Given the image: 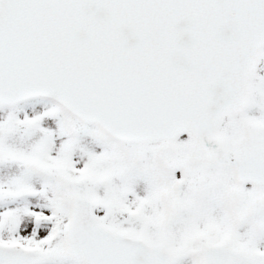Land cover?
I'll return each mask as SVG.
<instances>
[{"label": "snow or ice", "instance_id": "1", "mask_svg": "<svg viewBox=\"0 0 264 264\" xmlns=\"http://www.w3.org/2000/svg\"><path fill=\"white\" fill-rule=\"evenodd\" d=\"M0 264H264V0H0Z\"/></svg>", "mask_w": 264, "mask_h": 264}]
</instances>
